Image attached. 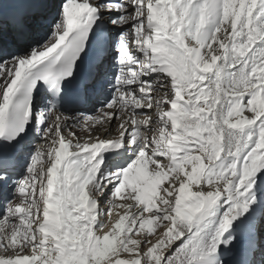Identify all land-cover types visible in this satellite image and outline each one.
<instances>
[{"label": "bare ground", "instance_id": "6f19581e", "mask_svg": "<svg viewBox=\"0 0 264 264\" xmlns=\"http://www.w3.org/2000/svg\"><path fill=\"white\" fill-rule=\"evenodd\" d=\"M41 1L0 0V35L6 36L7 46L0 45V57L7 52L13 55L0 61V137L9 105L32 68L71 38L81 20L83 24L100 20L105 35L109 34V46L81 107L58 112L47 99L40 100L32 113L33 124L37 118L36 134L20 137L17 157L8 166L0 154V214L6 215L10 199L15 206L19 200L24 202L17 206L15 217L16 240L24 243L19 246L22 253L16 250V242L12 253L9 247L4 252L0 243V264H29L31 253L34 264H159L155 260L160 252L176 241L180 245L177 255L182 253L178 259L185 264H259L253 257L264 254V236L254 235L262 215L259 199L264 198V0H208L210 19L205 28L201 27L200 0H180L172 7L176 0H62L56 4L46 0L34 12L33 5ZM175 10H181V15ZM34 16L39 17L38 23H28ZM77 18L80 23H75ZM51 20L54 32H48L50 39L42 46L25 55L9 49L13 45L7 42L9 38L20 45L31 43L35 38L29 25H48ZM121 21L127 30L117 32L114 23L122 26ZM159 41L165 44V59L157 55ZM113 56H119L122 65L112 63ZM110 79L116 81L117 93L108 97V90L102 89ZM193 103L199 109H193ZM198 121L218 135L217 145L210 141L202 150L198 139L183 133L184 125ZM235 128L243 133L234 132ZM51 130L62 134L58 142L53 139L47 155L46 178L30 176L36 189L44 178L39 183V219L30 228L31 206L25 201L34 203L35 194L25 187L28 176L19 184L16 178L27 160L31 164L37 159L30 155L34 147L44 145L46 132ZM70 130L72 136H65ZM33 135L37 140L32 144ZM147 144L156 149L169 147L171 160L166 164L158 160L162 153L149 156ZM98 152L102 161L98 171L108 158L117 157L113 174L124 173L122 187L128 195L136 192L132 194L136 206L124 208L120 198L108 194L102 198L109 200L108 205L89 200L88 184L96 181L90 170ZM124 165L126 172L120 169ZM136 178H141L140 193ZM71 193L74 202L79 198L81 207L90 210L76 231L60 222L65 212L62 204ZM225 198L228 204L222 205ZM229 205L238 218L237 230L223 237L221 227L219 237L200 224L202 209L221 211ZM161 218L168 219L169 225L139 253L142 261H135V254L122 255L133 250L131 244L137 237L132 233L141 230V240L152 236ZM23 246L29 253L23 254Z\"/></svg>", "mask_w": 264, "mask_h": 264}, {"label": "rangeland", "instance_id": "374dc122", "mask_svg": "<svg viewBox=\"0 0 264 264\" xmlns=\"http://www.w3.org/2000/svg\"><path fill=\"white\" fill-rule=\"evenodd\" d=\"M60 1H62V0H59V1L58 0H51V3L56 4V2L58 3ZM170 1H173V0H170ZM45 2H46V0H42L39 5H33L34 7L32 8V10L34 12L38 11L39 9H41L42 7H44ZM173 2L174 3L171 4L170 7H172L173 5L177 6V4L180 2V0H176V1H173ZM47 4H49V2ZM65 5H67V4L66 3H62L61 4L62 8L63 9L66 8V10H67L68 8ZM165 7H167V5H165ZM175 12H177V14L179 12L182 13L181 10H178V11L175 10ZM180 13H179V15H181ZM175 15L173 14V17L174 18H175ZM177 17L179 18L178 15H177ZM56 18H54V19H56ZM130 18L131 17L128 16L126 18V20L129 21V22H131V19ZM38 19H39L38 16H34L32 19L28 20V23L30 21H32L33 23L36 24L39 21ZM53 20H51L50 24H48V25H29V28H32L31 31H32V33H34L33 34L34 35L33 37L35 38V39H33V41L31 43L29 42V43H26L24 45H20V42H17L15 39L9 38L7 40V42L10 41L11 43H13L12 46H9V49L10 48L11 49H14L15 50L14 51V54H20V55L22 54V55H25V54H28L31 51V49L34 48L35 46H38V45L39 46H42L47 40L50 39V35H48V32L50 30H51V32H54V30H53ZM118 20H119V18H118ZM114 25L115 26L113 27V29H115V30L117 29L116 30L117 32H119V31L122 32V31L127 30L125 27H123L122 21H121V25L122 26H116L115 23H114ZM167 31H168V29H167ZM5 37L6 36H1L0 35V45H3L5 47H7L4 44V38ZM181 41L183 42V40H181ZM12 57H13V55H8V53H7V54H5V57L3 55L0 57V61L3 62L6 59H12ZM116 62H118V56L117 57L116 56H113L112 57V63H116ZM1 70L2 69H0V71ZM107 83H109L108 80L104 84V87L102 89L103 92H105L106 91V88H108ZM152 86H153V84H149V88L150 89H153ZM116 90H114V93H117ZM98 100H100V98H98L97 101ZM192 107H193V109H199V104L193 103ZM116 111L119 112L120 111V108L119 107L116 108ZM151 115L154 116L153 113H151ZM105 120H102L101 123L102 124L103 123H106ZM116 120H117V118H116ZM207 121L209 123H212L213 122V120L211 118H209ZM202 123L205 125L204 122H199V121H198V123H195V124L187 123L186 126L184 125L183 133L186 136L192 135L194 137V138H190V139H198L199 140V143L201 144L199 146H202L203 147L202 150H204L205 147L207 146V144L210 141H211V143L213 145H217L218 144V135L213 134V132L208 129L210 127V126H208V124L205 125V126H203ZM163 126L166 127V124H164ZM235 130H236V128H235ZM32 131L34 132V134H36V132H37V122H35ZM199 132H201L202 135H200ZM234 132L243 133V132H241V130L234 131ZM40 133H42V131ZM46 133H47V141L44 143V145L42 144L41 147H34V149H36V150H35V152H32V155H30L31 157H33V155H35V156L37 155V159L33 163H31V164H29L30 162L27 160L24 163L25 170H22V172H20V173H19V171H21V170H18L17 173H16V174L19 173L18 174L19 175L18 176V179L16 178V181L18 180L16 182V184L18 182L19 183L20 182H24L25 177L28 176L29 178H27V180H26L27 183L25 184V187L26 188L29 187L30 189H28V190H30V191L33 189L32 192L35 194L34 197H35V200L36 201H34V203H32V204L30 203L29 204V202L25 201V204L30 205L31 206L30 208L32 209V210L30 209V211H31V213H30L31 214V218H30V225H29L30 228H33V226H35V224H37L38 219H39V215L37 214L38 208H39V205H38V200H39V183H40V181H43L44 178H46V174L48 173V166H49L50 162H49V160L47 158V155L49 153L51 154V151H52L51 150V146L55 142H58L59 141L58 136L62 134V131L51 130V131L46 132ZM71 134H72V130H70L68 133H65V136L67 135V137H71L72 136ZM168 134H170V133L167 132L166 135L168 136ZM41 136L42 135L40 134V137ZM53 139H54L55 142L53 141ZM204 139L207 140V142L203 141ZM36 140H37L36 137H34V135H33L31 137V142L30 143L33 144V143L36 142ZM196 144H198V143H196ZM39 149L42 150V151H40ZM169 150H170L169 147H163V149L162 148H160V149L151 148V146L149 144H147L146 147H145V151H146V153H148L149 156L150 155H154L155 153H159V154L162 153L163 154V157L158 158V160H160L161 162H164V164H166L167 161L171 160L170 154H169ZM190 150H191L192 153H195L196 152L193 149H190ZM118 152L119 151H117L116 154H118ZM99 154H101V153L100 152L96 153L95 157L93 158V166H92L93 168H91V170H90V171L93 172V174H94V177L93 178L96 181L93 182V183L90 182L88 184L89 185L88 186V191H89L88 194L89 195L87 197L89 198V196H90L89 200L90 199H92V200L94 199V200L98 201L99 204H101L102 201H103V202L107 203V205H108V203H109V200L108 199L105 198L104 200H102V198H104V196H106L108 194V196H111V198H116V197L117 198H120L121 205L124 208L127 207V206H136L137 200L134 198V195H132V194H134L136 192H132V193L130 192L131 194L129 193V195H128L126 193V188L125 187H122V186L125 185V183H123V182H125V180L123 179L125 177L124 173L116 172V174H118L119 176L118 175L115 176V174H113L114 173V169H113L114 168V162L116 161L117 157L115 156V157H112V158H108L106 160V162L101 165V167L99 168V171H98L97 165L99 166L102 163V161H100L101 155H99ZM186 155H188V154H186ZM210 156H212L211 153H210ZM246 161H248V159H246ZM99 162H101V163L99 164ZM170 164H172V162H169V165ZM170 167H171V165H170ZM127 168H128V166L125 167V165L122 166V167H120V169H123L124 172H126V169ZM120 169L118 171H120ZM62 170H63V167H62ZM96 170L98 171L97 174H95V171ZM34 173L37 176H39V177H44V178H40L37 189H36V187L34 188V185H33V183H34L33 177H30L32 175L34 176ZM51 173H52L51 176H53L54 171H52ZM111 174H112V176H111ZM109 177H112L113 179L112 178H109ZM53 180H56L54 176H53ZM136 180H137L136 181L137 182L136 183L137 184L136 190H138V192L140 193L141 192L140 191V189H141V178H136ZM29 182H31V184ZM27 184H28V186H27ZM122 184H124V185H122ZM55 185H54V187L56 189H58L57 188L58 185L57 184H55ZM63 186H65V183H63ZM71 186H72L71 184L68 185V188L72 192V187ZM137 187H139V189ZM34 189H35V191H34ZM109 192H110V194H109ZM73 196H75L74 193H71V195L67 196V198L69 200L66 198L64 204H62V206L65 207V212L63 214H61V221L60 222H62V224L64 226H67V228H69L70 230L76 231L77 229H79V226H82L83 223H85V221H87V219L85 218V214L86 213L88 214L90 210L88 208H86V211H85L83 209V207H81V204H79V200H78L79 198H77L75 200V202H74V199H73L74 197ZM119 196H121L123 198H121ZM12 200L13 199H10L9 200V203H8L9 205H7L6 208H4V211H6V215H5V213H1L0 214V241H1L0 243H1V247H2V245L4 246L3 249H2L4 252H6L7 247H9L10 249H8L7 251L10 250V252L12 253V250H13L12 248L16 246L15 245V242H16V244L18 245V246H16V250L18 249L19 254H21L22 251H21V249H19V246H21L24 243H21V241H17L16 240V239H18L16 237L17 236L16 235V229L18 228V224L16 222L15 217H17L16 215L18 214V207L22 206V204L24 202L22 200H19L18 201V204H17L18 207H17V206H15L14 200L13 201ZM19 202H20V204H19ZM50 202H52V201L50 200ZM222 202H223L222 205L228 204V201H227L226 198L223 199ZM263 205H264V198H263ZM230 207H231V205L227 206L226 207L227 209H225V210L222 209L221 211H215L214 209H211V208L209 209L208 208L209 209V214H208L207 218L204 221H200V224H205L206 227L208 226L207 228H210L213 232L217 233L219 235V237H220L221 236V227L224 226V223H225L226 220H228L230 218H234L235 220H238L237 216H235L236 215V212L233 211V210H231ZM101 208H104V206L101 205ZM106 208L107 207H105V210H106ZM205 209H207V208H204L201 211H203ZM164 215L162 214L161 216L164 217ZM161 216L159 215V217H161ZM211 216L214 218V221H212V217ZM263 218H264V211H263V213L261 215V218H259L258 221H257V223H256V226H255V231L256 232L254 234V235H260L261 238L264 236V233H261V230L264 231V220H263ZM159 222L161 223V226L157 230V232L155 234H153L152 236L145 237L143 240L140 239L141 238V235H142L141 230L139 232H135V234L132 233L134 236L136 235V237H137V239L135 241H132V244H131V247H133V250L130 251V252H123L122 255L123 256H125V255L126 256H132L133 254H135L136 255L135 256L136 258L133 257V259L135 261H140V260L142 261V253L141 254H139V253L140 252H145L148 249V246L150 245L151 241H153L154 239H157V237H158L159 234H161V233L164 234L165 231H166L165 230L166 226L169 225V220L168 219L165 220V219L161 218L159 220ZM213 222H214V224H213ZM14 236H15V238H14ZM127 237H125V239ZM179 248H180V245H179L178 241L171 242L168 247H166L162 252H160L159 258L156 259L155 262L158 261L159 264H180V263L181 264H185L181 259H178V258H181V254H182V253H180L179 255H177L178 252H179ZM0 252H2L1 249H0ZM27 252H28V250L25 249V247L23 246V254H26ZM33 255H34V253L33 254L32 253L30 254L29 264H34L33 261H32V259H34L32 257ZM138 255H139V257H138ZM12 258H13V255H10V260H12ZM257 258L259 259L258 261H260L259 264H264V254H261L258 257L257 256H254L253 257V262ZM175 261L177 263H175ZM65 263L67 264V262H65ZM14 264H19V263H14Z\"/></svg>", "mask_w": 264, "mask_h": 264}, {"label": "water", "instance_id": "95a60500", "mask_svg": "<svg viewBox=\"0 0 264 264\" xmlns=\"http://www.w3.org/2000/svg\"><path fill=\"white\" fill-rule=\"evenodd\" d=\"M209 214V210L205 209L202 212L199 213V218L201 221H204ZM237 228L236 220L234 218L228 219L223 227V236L227 235L231 231L235 230Z\"/></svg>", "mask_w": 264, "mask_h": 264}]
</instances>
